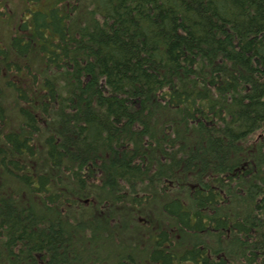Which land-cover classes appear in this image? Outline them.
I'll return each mask as SVG.
<instances>
[{
    "label": "trees",
    "instance_id": "1",
    "mask_svg": "<svg viewBox=\"0 0 264 264\" xmlns=\"http://www.w3.org/2000/svg\"><path fill=\"white\" fill-rule=\"evenodd\" d=\"M21 1L0 264H264V0Z\"/></svg>",
    "mask_w": 264,
    "mask_h": 264
},
{
    "label": "rangeland",
    "instance_id": "2",
    "mask_svg": "<svg viewBox=\"0 0 264 264\" xmlns=\"http://www.w3.org/2000/svg\"><path fill=\"white\" fill-rule=\"evenodd\" d=\"M16 6H17V11H20L23 6H22V1L21 0H12ZM11 15H14V12H12V9L9 7ZM6 19V17H5ZM14 21H17V19H13ZM1 34L4 36L6 34V31L2 28L1 29ZM99 252L103 255H107L109 253V248L107 246H103L102 248L99 249Z\"/></svg>",
    "mask_w": 264,
    "mask_h": 264
}]
</instances>
